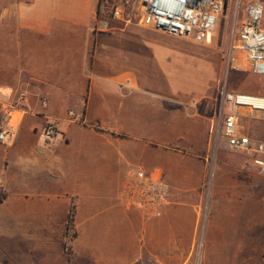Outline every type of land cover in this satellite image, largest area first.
Returning <instances> with one entry per match:
<instances>
[{"label": "crops", "instance_id": "obj_1", "mask_svg": "<svg viewBox=\"0 0 264 264\" xmlns=\"http://www.w3.org/2000/svg\"><path fill=\"white\" fill-rule=\"evenodd\" d=\"M98 5L31 0L0 11V115L27 96L24 112H12L15 142L0 145L7 199H39L45 231L59 211L67 230L74 209L89 264H264V194L225 204L234 217L226 229L213 219L202 256L195 254L217 52L136 23L112 20L100 32ZM252 121L243 118L245 133L264 140V124L255 129ZM47 123L59 135L45 143L39 133ZM132 166L166 180L160 217L120 197Z\"/></svg>", "mask_w": 264, "mask_h": 264}, {"label": "built area", "instance_id": "obj_2", "mask_svg": "<svg viewBox=\"0 0 264 264\" xmlns=\"http://www.w3.org/2000/svg\"><path fill=\"white\" fill-rule=\"evenodd\" d=\"M227 7V0H140L137 22L144 29L163 32L173 37L187 39L197 45H207L213 40L215 30ZM103 8L101 10V13ZM99 15L97 30L110 31V23ZM112 20L132 24L123 5L112 10ZM228 70L264 77V1L251 0L244 17L231 41L226 58ZM27 96L19 94L11 110L0 115V145L11 146L16 139L18 119L12 112H24ZM72 121L84 124V116L70 112ZM243 118L264 122V96L226 91L218 111V124L213 130L216 147L225 140L229 150L252 156V166L264 177V140H255L244 131ZM56 123H47L39 137L45 143L58 137ZM166 180L154 172L132 166L127 171L120 197L142 209L148 216L160 217L169 200ZM207 206L199 209L198 243L207 222Z\"/></svg>", "mask_w": 264, "mask_h": 264}, {"label": "rangeland", "instance_id": "obj_3", "mask_svg": "<svg viewBox=\"0 0 264 264\" xmlns=\"http://www.w3.org/2000/svg\"><path fill=\"white\" fill-rule=\"evenodd\" d=\"M31 0H0V11L18 3ZM251 0H227V7L220 18L213 40L208 51L217 52L219 57V80L209 89L208 102L212 104L209 112L208 148L201 155L207 160L203 180L202 204L207 206V222L200 233V242L195 249L196 256H202L205 246L206 232L213 219L219 220V228L226 229V219L234 217L232 211L224 208L233 199H241L244 195L255 193L264 194V178L257 168L252 166V157L233 152L228 149L225 140L220 139L216 147L213 143V130L218 124V111L222 95L226 91L252 92L263 91L264 82L258 77L247 73L230 71L226 67V58L230 52L232 38L244 17L246 5ZM264 1V0H263ZM140 0H106L103 4L101 18L112 21V10L117 5H123L125 12L137 22L138 5ZM111 24V23H110ZM206 46V45H201ZM214 50V51H213ZM258 129L264 122L252 121ZM254 123H251V127ZM248 125L244 124V130ZM259 126V127H258ZM254 181L249 185L248 180ZM252 189H254L252 191ZM7 192L0 188V264H89L86 252H82L85 233L79 231L76 222L71 238L67 230H61V223L67 222L63 212L54 214L53 231H45L42 226L44 218L40 215L41 201L37 198L27 201L8 200ZM247 197H244L246 199ZM55 204V202H54ZM72 204V202H69ZM78 206L80 202L74 201ZM199 207V209H200ZM226 211L229 213H226ZM56 212V211H55ZM232 213V216H230ZM82 237V238H81ZM262 249L258 253L261 254ZM244 253H247L245 250ZM219 255L221 250L219 248Z\"/></svg>", "mask_w": 264, "mask_h": 264}, {"label": "trees", "instance_id": "obj_4", "mask_svg": "<svg viewBox=\"0 0 264 264\" xmlns=\"http://www.w3.org/2000/svg\"><path fill=\"white\" fill-rule=\"evenodd\" d=\"M106 0H99V5H98V14L100 15L103 4L105 3ZM75 211L74 209L70 212L69 214V218H68V228H67V234L71 237V238H76V234L72 233V230L74 228V215Z\"/></svg>", "mask_w": 264, "mask_h": 264}]
</instances>
